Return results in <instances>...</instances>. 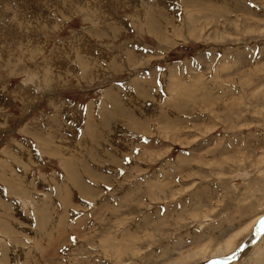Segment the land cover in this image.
<instances>
[{
    "label": "rangeland",
    "instance_id": "rangeland-1",
    "mask_svg": "<svg viewBox=\"0 0 264 264\" xmlns=\"http://www.w3.org/2000/svg\"><path fill=\"white\" fill-rule=\"evenodd\" d=\"M71 2L0 0V264H264V0Z\"/></svg>",
    "mask_w": 264,
    "mask_h": 264
},
{
    "label": "bare ground",
    "instance_id": "bare-ground-1",
    "mask_svg": "<svg viewBox=\"0 0 264 264\" xmlns=\"http://www.w3.org/2000/svg\"><path fill=\"white\" fill-rule=\"evenodd\" d=\"M29 1H31V0H29ZM63 1V0H62ZM154 3H152V5L150 6V8H152V10H147V12H146V14H147V19L148 20H150V17H151V13H152V11H153V5H155V4H157L158 2H159V0H152ZM170 1V0H169ZM181 1V0H180ZM72 2H74V0H72ZM71 2V3H72ZM79 2V1H78ZM77 2V3H78ZM176 2H178V1H176ZM48 3V2H47ZM59 3H62V2H59ZM65 3H66V1H65ZM70 3V2H69ZM75 3V2H74ZM76 4V3H75ZM90 4V3H89ZM161 4H163V3H161ZM34 5V4H33ZM37 5V4H36ZM39 5V4H38ZM72 5H74V4H72ZM79 5H81L80 3L78 4V6ZM60 6V5H59ZM76 6H77V4H76ZM82 6V5H81ZM12 7V6H11ZM35 7V6H34ZM39 7V6H38ZM52 7V6H51ZM70 7V6H69ZM72 7V6H71ZM85 7V6H84ZM170 7V6H169ZM60 8H62L61 6H60ZM73 8V7H72ZM74 8H76L75 6H74ZM79 8V7H78ZM82 8V7H81ZM168 8V7H167ZM40 9V8H39ZM44 9V8H43ZM42 9V10H43ZM83 9V8H82ZM85 9V8H84ZM89 9V8H88ZM165 9V8H164ZM49 10V9H48ZM56 10V9H55ZM75 10V9H74ZM87 10V9H86ZM167 10V9H166ZM31 11V10H30ZM60 11V10H59ZM73 11V10H72ZM77 11V10H76ZM50 12V11H49ZM74 12V11H73ZM40 13V12H39ZM38 13V14H39ZM42 13V12H41ZM52 13V12H51ZM168 13V12H167ZM34 15H37V14H34ZM41 15V14H40ZM54 15V14H53ZM42 16H43V13H42ZM30 17H32V16H30ZM33 18H36L35 16H33L30 20H32ZM153 19H154V17H152ZM42 21V20H41ZM57 20L55 19V22H56ZM151 21V20H150ZM150 21H149V26H150ZM32 22V21H31ZM33 23H35V22H33ZM164 23V22H163ZM44 24V23H43ZM149 26H148V28H149ZM147 27H146V29H148ZM152 30V29H151ZM233 30V29H232ZM75 56V55H74ZM102 57V56H101ZM101 60V59H100ZM218 81V80H217ZM23 104V103H22ZM94 119V118H93ZM97 132V131H96ZM75 154V153H74ZM69 156H70V154H69ZM69 168V167H68ZM93 190V189H92ZM84 198V197H83ZM259 227V224L257 225V227L255 226V228H258ZM257 230V229H256ZM256 230L254 231V232H256ZM242 231H244V228H243V230ZM238 234H239V231H236V232H234L233 234H231L230 236H228L227 238H225V241H224V243L221 245V246H219V247H217V248H215V254L216 253H218V254H224V253H227L230 249H231V247L234 245V240H235V238L238 236ZM254 235V234H253ZM251 237H252V234H251ZM213 250V249H212ZM200 251V250H199ZM199 251H196V252H194V253H187L188 255H191V256H189V257H194L196 254H198L199 253ZM201 251H203V250H201ZM214 254V255H215ZM188 255H186V256H188ZM212 255H213V253H212ZM186 256H184V257H182V258H179L178 260H176L175 261V263L174 264H180L182 261H185L187 258H186ZM188 257V258H189Z\"/></svg>",
    "mask_w": 264,
    "mask_h": 264
},
{
    "label": "snow or ice",
    "instance_id": "snow-or-ice-1",
    "mask_svg": "<svg viewBox=\"0 0 264 264\" xmlns=\"http://www.w3.org/2000/svg\"><path fill=\"white\" fill-rule=\"evenodd\" d=\"M134 151H139V150L138 149H134ZM124 159H125V162H127L128 158L125 157ZM105 187H107V186L105 185ZM258 224H259V227L257 228V233L264 231V216H262V217L259 218ZM235 257H236V253L233 252L231 254V257H229V258L230 259H235ZM207 264H218V262L217 261H208ZM219 264H223V262H219Z\"/></svg>",
    "mask_w": 264,
    "mask_h": 264
}]
</instances>
